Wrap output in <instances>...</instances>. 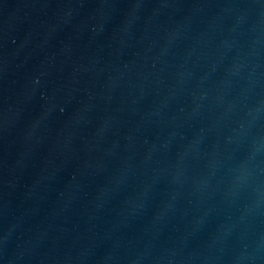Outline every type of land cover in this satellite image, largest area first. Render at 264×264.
<instances>
[{"label":"water","instance_id":"water-1","mask_svg":"<svg viewBox=\"0 0 264 264\" xmlns=\"http://www.w3.org/2000/svg\"><path fill=\"white\" fill-rule=\"evenodd\" d=\"M0 264H264V0H0Z\"/></svg>","mask_w":264,"mask_h":264}]
</instances>
